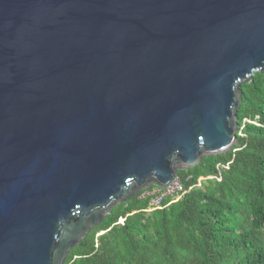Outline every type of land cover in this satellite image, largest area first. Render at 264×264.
<instances>
[{"label": "water", "instance_id": "obj_1", "mask_svg": "<svg viewBox=\"0 0 264 264\" xmlns=\"http://www.w3.org/2000/svg\"><path fill=\"white\" fill-rule=\"evenodd\" d=\"M264 0H0V264H64L114 206L237 143Z\"/></svg>", "mask_w": 264, "mask_h": 264}, {"label": "trees", "instance_id": "obj_2", "mask_svg": "<svg viewBox=\"0 0 264 264\" xmlns=\"http://www.w3.org/2000/svg\"><path fill=\"white\" fill-rule=\"evenodd\" d=\"M240 90L237 143L178 170L182 199L147 212L156 186L137 192L64 264H264V74Z\"/></svg>", "mask_w": 264, "mask_h": 264}, {"label": "built area", "instance_id": "obj_3", "mask_svg": "<svg viewBox=\"0 0 264 264\" xmlns=\"http://www.w3.org/2000/svg\"><path fill=\"white\" fill-rule=\"evenodd\" d=\"M151 196L149 209L147 212L162 208L163 202L166 198H170L171 202H176L182 199L186 190L182 186L180 180L175 178L169 185L163 188L155 187L151 192H147ZM123 222V221H121Z\"/></svg>", "mask_w": 264, "mask_h": 264}]
</instances>
